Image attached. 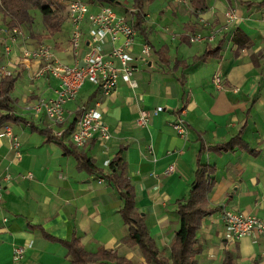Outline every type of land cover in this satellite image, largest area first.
I'll return each instance as SVG.
<instances>
[{
  "label": "crops",
  "instance_id": "crops-1",
  "mask_svg": "<svg viewBox=\"0 0 264 264\" xmlns=\"http://www.w3.org/2000/svg\"><path fill=\"white\" fill-rule=\"evenodd\" d=\"M203 2L200 8L194 0L187 5L146 0L139 17L131 13V0L121 3L123 12L113 9L134 27L129 54L136 87L119 77L105 95L85 81L64 103L62 124L73 127L86 108L97 105L111 134L106 147L97 139L77 147L66 134L54 135L58 125L44 113L32 115L31 104L53 98L60 81L49 74L34 77L42 61L22 57L23 48L43 42L26 40L21 31L13 41L0 26V39L10 47L7 53L3 45L0 53V78L16 77L11 109H0L8 116L0 124V264H67L65 242L75 239L87 251L102 247L146 264L128 238L121 187L96 173L110 172L104 162L113 159H119L113 177L127 182L142 223L162 253L168 254L179 228L176 202L187 197L198 165L204 164L212 171L207 200L214 210L196 233V264H221L225 254L233 264H264V237L230 241L221 217L226 209L264 219V0ZM103 6L108 5L88 4L90 12ZM227 11L235 15L230 23ZM66 23L67 33L44 45L62 63L82 64L87 26L80 37L82 53L73 55ZM193 35L202 40L190 41ZM121 42L122 37L108 42L103 51ZM144 43L150 47L146 57ZM216 72L220 89L212 82ZM159 106L162 110L154 114ZM141 110L149 112L143 126L135 122ZM177 117L184 121L183 135L170 125ZM4 126L9 135H1ZM76 154L90 159L95 170L81 168ZM20 246L25 249L15 257Z\"/></svg>",
  "mask_w": 264,
  "mask_h": 264
},
{
  "label": "built area",
  "instance_id": "built-area-1",
  "mask_svg": "<svg viewBox=\"0 0 264 264\" xmlns=\"http://www.w3.org/2000/svg\"><path fill=\"white\" fill-rule=\"evenodd\" d=\"M174 3L187 5L189 0H171ZM227 23L235 20V15L231 11L225 13ZM67 20L71 25L70 30V47L73 55H76L80 46V37L84 26H87L88 49L83 55L82 64L68 66L59 61L53 54L48 45L40 44L31 48H23L22 57L24 60L34 59L42 61V65L34 73V77H40L49 74L59 79L60 84L56 94L50 99H38L31 104L30 111L34 117L44 113L51 124L58 125L54 135L61 138L67 135L70 141L77 147H82L92 139H97L104 147L111 137L109 129L102 118V113L98 110L97 105L86 108L79 119L75 122L72 129L66 132L62 124L64 121L63 105L66 101L72 100L77 94L79 88L85 81H90L100 87L103 94H109L115 87L119 77L126 82L131 88L136 87L133 79L134 66L131 61L129 51L133 46L135 31L126 18L119 16L109 6H103L96 12H90L88 4L82 0H71L67 9ZM11 40L21 34L17 27L5 30ZM215 31H212L208 37L212 39ZM122 37L119 45L111 46L110 50L104 52L106 43L115 41ZM190 41L202 40L200 35H193ZM10 47L4 45V50L8 53ZM150 47L147 43L142 44L141 54L148 56ZM7 73V72H6ZM212 82L217 89L222 88L220 73L216 72L212 77ZM162 110L159 106L153 110L156 114ZM149 119V112L141 110L136 118V124L139 126L146 125ZM171 127L180 135H183L185 127L182 118L177 117L170 123ZM4 133L9 135V129L4 126ZM110 161L106 160L104 166L108 167ZM173 168L170 166L168 172ZM2 187L0 185V201L2 199ZM221 217L226 225L230 241H234L243 236L264 237V219L239 215L228 211L221 210ZM24 246L14 249L15 257H21Z\"/></svg>",
  "mask_w": 264,
  "mask_h": 264
},
{
  "label": "trees",
  "instance_id": "trees-1",
  "mask_svg": "<svg viewBox=\"0 0 264 264\" xmlns=\"http://www.w3.org/2000/svg\"><path fill=\"white\" fill-rule=\"evenodd\" d=\"M71 0H0V26L6 30L12 28H26L27 30L40 19L43 33L40 34L42 44L50 41L52 37L61 32L67 19V9ZM92 3L109 5L110 3L121 4L126 1L113 0H90ZM146 0H131L132 15L139 17L142 12L143 3ZM197 7L204 8L203 0H194ZM132 28L134 29L133 25ZM40 42V41H39ZM5 44V39H0V45ZM2 58L0 56V65ZM16 77L7 76L0 78V109H11L10 93ZM8 119L5 114H0V124ZM72 127L66 129L70 131ZM81 168L93 172L94 163L87 158L76 154ZM110 161L107 167L110 172L104 173L96 170L99 176L109 182H116L124 199L121 215L128 225V238L140 249L146 264H196L199 248L197 245L196 233L200 229L203 217L214 210L207 200V195L214 182L211 178V169L207 165L199 164L195 172L194 187L189 191L187 197L176 202V214L179 220V228L176 231L173 241L169 246L168 254L162 253L156 246L153 239L147 233L139 212L135 208L133 194L124 179L119 180L113 177L112 169L115 162ZM102 174V175H101ZM68 249L67 264H135L130 259L119 255L115 250L97 248L95 251H87L75 239L65 242ZM221 264H233L232 257L225 254Z\"/></svg>",
  "mask_w": 264,
  "mask_h": 264
},
{
  "label": "rangeland",
  "instance_id": "rangeland-1",
  "mask_svg": "<svg viewBox=\"0 0 264 264\" xmlns=\"http://www.w3.org/2000/svg\"><path fill=\"white\" fill-rule=\"evenodd\" d=\"M84 1H85V3L87 2L89 5H92V2L90 0H83V2ZM108 6L112 9H114L116 12H119V13L124 11L123 7L125 8V6L122 7L121 4H117V3H110ZM35 22L36 23L31 27V29H29V30H27L26 28L21 29L22 36H23V38L25 37L26 40L29 39V41H31L33 39V40H37V41L42 42L40 39V37H41L40 34L43 33V28L40 24V19L37 18L35 20ZM61 30H62L61 33H64V34L67 33V31L69 30L68 24L65 23ZM78 52L80 55L82 53V49L78 48ZM0 53H3V45L2 46L0 45Z\"/></svg>",
  "mask_w": 264,
  "mask_h": 264
}]
</instances>
